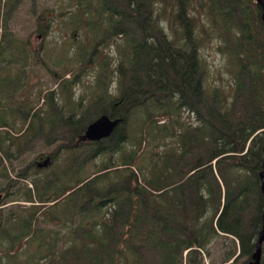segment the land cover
I'll list each match as a JSON object with an SVG mask.
<instances>
[{"label":"trees","instance_id":"obj_1","mask_svg":"<svg viewBox=\"0 0 264 264\" xmlns=\"http://www.w3.org/2000/svg\"><path fill=\"white\" fill-rule=\"evenodd\" d=\"M255 2H60L59 13L49 17L57 15L58 24L82 35L61 53L72 55L61 71L49 72L57 88L40 103L33 101L40 90L12 98L26 77L19 67H0V179L15 172L0 191L24 211L0 219V264L18 257L22 264H183L184 258L199 264V250L221 232L236 236L238 253L249 257L264 167V21ZM217 36L229 84L212 83L203 53ZM3 37L0 56L9 45ZM30 57L31 49L26 59L0 60L26 65ZM91 66L94 81L77 102L75 85L84 86ZM6 82L10 95L1 91ZM102 113L122 120L107 137L79 140ZM16 118L25 126L13 133ZM59 118L73 123L68 137L60 136L66 146L45 155L43 166L25 159L36 133ZM90 161L97 168L88 172ZM249 184L258 200L250 212L252 231L244 235L240 214Z\"/></svg>","mask_w":264,"mask_h":264},{"label":"rangeland","instance_id":"obj_2","mask_svg":"<svg viewBox=\"0 0 264 264\" xmlns=\"http://www.w3.org/2000/svg\"><path fill=\"white\" fill-rule=\"evenodd\" d=\"M63 0H0V39L3 37V33L6 36L3 37L5 39L4 43L9 44L6 45V50H4L3 54L0 56V59H18L17 57H21L22 59H26V52L31 49L33 62L22 64L13 61L9 62L10 65H6V60H0V67H6L13 70L19 67L21 71H23V76L26 77V80L23 79L20 87H23V90L17 91V93H13L11 91L12 84H8L7 82L1 84L3 93L14 94L12 98L19 97H30L34 92L40 90V98L38 100H34L36 103H40L41 97L46 98L43 94L47 93L50 89H56L57 79L50 75V70L52 71H61V64L65 61L64 59H69L72 55L62 57L61 53H65L68 47L70 49V44L72 42V37L81 36V31H78V34L72 35V31L68 29L63 24H58L56 20H59L57 15H53L49 17L50 14L56 13L58 14L61 10L60 2ZM220 3H224V0H218ZM253 4V3H251ZM256 4V2H255ZM55 7L53 10L52 8ZM254 11L256 8H252ZM41 20H39V19ZM38 19V20H37ZM40 21V22H39ZM48 24V26H46ZM106 35V33L101 34V36ZM217 36L212 41L206 44L205 49H203V53L206 56V61L210 64V80L213 82H217L222 80L224 83H230V77L228 71L225 70V66H227V56L224 55L221 51L218 50V39ZM16 39V40H15ZM17 40L19 43L14 44ZM27 43L25 46L24 43ZM208 45V46H207ZM9 47V48H8ZM11 55L10 57H6V55ZM62 54V55H63ZM5 57V58H4ZM115 61V59H113ZM4 63H6L4 65ZM26 66V68H25ZM94 67H87L85 75L83 76L84 86L80 84H76L74 88V99L75 101H79V94L86 93L90 88L87 86L90 81H94L93 77L95 75ZM216 68V69H215ZM220 71L222 72L221 76ZM3 78V76H2ZM4 79V78H3ZM21 81V79L19 80ZM114 82L111 81L109 86H111ZM92 87V86H91ZM23 91V92H22ZM85 91V92H83ZM115 88H113V92ZM24 93V95H23ZM30 94V95H29ZM9 103V102H8ZM86 103V99L83 101V105ZM82 105V106H83ZM185 112L181 114L184 118L188 115V110L185 109ZM194 118V117H193ZM17 123L15 124V130H10L13 133H17L20 129H23L25 126L24 123L20 121V119L16 118ZM163 118H160L159 121H162ZM47 121H44L46 124ZM49 124L45 125V131H38L35 135V138H32L30 143V154L25 156V159H34L36 161H43L45 155H52L53 151L56 150L59 145H64L65 140L61 139V137H68V133L73 127V123L69 120L64 122V118L57 119L54 123L51 124L50 128H46ZM17 128V129H16ZM69 128V129H68ZM47 141V143H46ZM69 143V142H68ZM67 143V144H68ZM39 153V157L36 159L35 154ZM93 154V151L85 152V159H90V156ZM17 160H13V162H17ZM21 160V159H20ZM5 163H9L5 158ZM49 163V162H48ZM89 166L87 167V171L91 172L93 169H96L97 166L93 165L90 161ZM19 167L16 168V171ZM260 171V170H259ZM10 177H15V172L10 170ZM9 178H1V184H7ZM219 177V176H218ZM73 180V179H72ZM23 182L31 185V179L25 178ZM248 186V187H247ZM247 190V200L244 202L243 214H240L242 217V221H244L243 234L246 235L249 231H252L251 228L253 226V219H251V213L253 207H256V201L258 200V194L255 190V186L252 184L246 185ZM4 193V190L0 191ZM11 197L4 196L0 198V219H4L11 212L17 211L18 213H24V211H20V208H17L12 203ZM243 203V202H241ZM250 213V215L247 214ZM255 214L256 211L254 210ZM9 218V217H8ZM6 219V218H5ZM229 236V237H228ZM225 237V234L221 232V235L215 236L213 241H209L206 244V247L201 248L199 251L202 255V262L199 264H243V262L248 258V255H240L238 253V243L239 239L234 235H228ZM235 245V249L233 246ZM233 258L228 260L223 259L224 256L228 254L230 251H234ZM185 256L187 254L186 251L183 253ZM22 264L19 257L16 260H13L10 264ZM183 264H190L186 258H184ZM41 264V263H39ZM194 264V263H192Z\"/></svg>","mask_w":264,"mask_h":264},{"label":"water","instance_id":"obj_3","mask_svg":"<svg viewBox=\"0 0 264 264\" xmlns=\"http://www.w3.org/2000/svg\"><path fill=\"white\" fill-rule=\"evenodd\" d=\"M261 10V19L264 21V0H255ZM120 116L112 117L107 113L98 115L95 119L90 121L84 132L78 137L79 140H99L103 137L109 136L115 127L121 122ZM49 162L46 156L43 161L38 162V165H45ZM259 179L261 181V189L264 190V168L259 171ZM0 193V197H1ZM264 243V210L262 213V225L258 231L257 239L255 241V248L251 253V258L247 264H260L261 247Z\"/></svg>","mask_w":264,"mask_h":264},{"label":"flooded vegetation","instance_id":"obj_4","mask_svg":"<svg viewBox=\"0 0 264 264\" xmlns=\"http://www.w3.org/2000/svg\"><path fill=\"white\" fill-rule=\"evenodd\" d=\"M264 168V167H263ZM262 168V169H263ZM261 169V170H262ZM258 180H259V186H260V189H261V181L259 179V172H258ZM262 208H261V211L259 212L260 213V224H259V228L258 230L256 231L255 235H254V245H255V241L257 239V235H258V231L259 229L261 228V225H262V213H263V210H264V190H262ZM1 193V192H0ZM1 195H4V193H1ZM254 250V249H253ZM253 252V251H252ZM251 252V253H252ZM251 258V254L249 255L248 259L246 260L245 264H247V262L250 260ZM262 262H264V243H262V247H261V258H260V264H262Z\"/></svg>","mask_w":264,"mask_h":264},{"label":"clouds","instance_id":"obj_5","mask_svg":"<svg viewBox=\"0 0 264 264\" xmlns=\"http://www.w3.org/2000/svg\"><path fill=\"white\" fill-rule=\"evenodd\" d=\"M115 87H116V83L114 82V83L110 86L109 91L112 92L113 88H115ZM113 94H115V93H113Z\"/></svg>","mask_w":264,"mask_h":264}]
</instances>
